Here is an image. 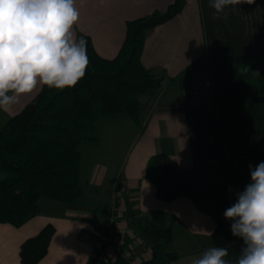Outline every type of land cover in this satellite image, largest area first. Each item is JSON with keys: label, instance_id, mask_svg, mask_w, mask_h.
Segmentation results:
<instances>
[{"label": "crops", "instance_id": "obj_1", "mask_svg": "<svg viewBox=\"0 0 264 264\" xmlns=\"http://www.w3.org/2000/svg\"><path fill=\"white\" fill-rule=\"evenodd\" d=\"M176 0H76L77 37L89 36L104 58H115L127 36L128 21L164 13ZM264 48V0L229 5L217 13L209 0H185L183 10L156 27L146 40L142 62L161 66L175 78L145 105L140 125L130 116L101 117L98 142L81 145L80 184L83 195L71 204L43 198L41 212L16 227L0 223V264H23V243L52 224L56 232L39 264H92L106 222L118 197L125 214L156 232L172 225L169 250L179 255L171 264H190L213 245V216L188 197L164 200L147 177L151 158L171 156L186 169L202 168L208 182H230L225 166L233 159L250 172L264 161V102L246 106L239 73ZM43 85L8 111L0 109V127L19 114ZM122 247L138 246L144 236L127 220L121 222ZM153 256L150 246L136 264ZM110 264H127L123 258Z\"/></svg>", "mask_w": 264, "mask_h": 264}, {"label": "trees", "instance_id": "obj_2", "mask_svg": "<svg viewBox=\"0 0 264 264\" xmlns=\"http://www.w3.org/2000/svg\"><path fill=\"white\" fill-rule=\"evenodd\" d=\"M185 0H176L166 12H155L127 23V36L119 54L108 59L95 50L89 36V64L84 77L72 88L55 89L43 85L38 95L17 115L0 127V223L16 227L40 214L43 198L71 204L83 195L80 184L83 142H98L95 125L101 117L130 116L140 125L147 102L160 90L172 86L175 78L164 67L146 68L142 54L146 40L156 27L177 14ZM246 106L264 102V48L240 70ZM230 182L212 183L202 168L186 169L171 156L160 153L148 165L147 177L164 200L190 198L216 221L212 246L227 247L235 258L243 240L231 232V220L224 212L236 200V193L250 183V172L239 169L233 159L225 162ZM131 224L159 236L152 245L153 256L146 264H171L179 255L169 250L173 227L154 232L132 218ZM105 226V231L107 229ZM54 225L27 239L21 248L23 264H39L48 254ZM98 254V253H97ZM95 258L92 264H96ZM110 259L102 264H110Z\"/></svg>", "mask_w": 264, "mask_h": 264}, {"label": "clouds", "instance_id": "obj_3", "mask_svg": "<svg viewBox=\"0 0 264 264\" xmlns=\"http://www.w3.org/2000/svg\"><path fill=\"white\" fill-rule=\"evenodd\" d=\"M255 0H209L221 13ZM76 0H0V109L8 111L37 85L74 87L89 64L87 40L77 37ZM250 183L224 212L231 232L243 240L235 258L227 247L210 246L190 264H264V161L249 165Z\"/></svg>", "mask_w": 264, "mask_h": 264}, {"label": "built area", "instance_id": "obj_4", "mask_svg": "<svg viewBox=\"0 0 264 264\" xmlns=\"http://www.w3.org/2000/svg\"><path fill=\"white\" fill-rule=\"evenodd\" d=\"M125 213L124 199L122 197H118L115 206L111 210V215L107 220V229L104 233L102 246L96 255V264H102V260L104 259L112 260L117 258H123L127 264H136L139 252L152 246L148 243V241L143 239L138 246L129 250L122 247L120 237L122 231L121 222L123 220H127L129 225H132L131 217L127 216Z\"/></svg>", "mask_w": 264, "mask_h": 264}, {"label": "water", "instance_id": "obj_5", "mask_svg": "<svg viewBox=\"0 0 264 264\" xmlns=\"http://www.w3.org/2000/svg\"><path fill=\"white\" fill-rule=\"evenodd\" d=\"M144 237L152 244V245H157L158 242L160 241L159 236H154L148 232H144Z\"/></svg>", "mask_w": 264, "mask_h": 264}]
</instances>
